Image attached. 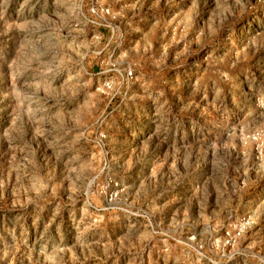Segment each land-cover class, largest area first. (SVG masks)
Here are the masks:
<instances>
[{
    "label": "rangeland",
    "instance_id": "rangeland-1",
    "mask_svg": "<svg viewBox=\"0 0 264 264\" xmlns=\"http://www.w3.org/2000/svg\"><path fill=\"white\" fill-rule=\"evenodd\" d=\"M0 264H264V0H0Z\"/></svg>",
    "mask_w": 264,
    "mask_h": 264
},
{
    "label": "built area",
    "instance_id": "built-area-1",
    "mask_svg": "<svg viewBox=\"0 0 264 264\" xmlns=\"http://www.w3.org/2000/svg\"><path fill=\"white\" fill-rule=\"evenodd\" d=\"M127 74H128V75H132V71L129 70V71L127 72Z\"/></svg>",
    "mask_w": 264,
    "mask_h": 264
}]
</instances>
